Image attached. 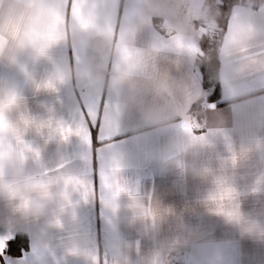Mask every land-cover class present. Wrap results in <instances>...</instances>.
Segmentation results:
<instances>
[{
    "label": "crops",
    "instance_id": "1",
    "mask_svg": "<svg viewBox=\"0 0 264 264\" xmlns=\"http://www.w3.org/2000/svg\"><path fill=\"white\" fill-rule=\"evenodd\" d=\"M210 2L0 0L9 118L62 209L32 219L0 198V252L29 240L0 264H264V0L232 7L213 100L198 65ZM70 126L88 144L64 141Z\"/></svg>",
    "mask_w": 264,
    "mask_h": 264
},
{
    "label": "clouds",
    "instance_id": "2",
    "mask_svg": "<svg viewBox=\"0 0 264 264\" xmlns=\"http://www.w3.org/2000/svg\"><path fill=\"white\" fill-rule=\"evenodd\" d=\"M21 97L15 85L0 86V198L6 200L14 214L27 218L58 215L62 209L54 204L50 191L45 195L46 185L34 168L27 166L26 157L30 143L24 139V132L29 131L12 123L11 111L20 103ZM231 189L227 184L218 186L215 195L226 197ZM233 223L243 219L238 205H234L230 216ZM256 222L246 227L250 235L256 233Z\"/></svg>",
    "mask_w": 264,
    "mask_h": 264
},
{
    "label": "trees",
    "instance_id": "3",
    "mask_svg": "<svg viewBox=\"0 0 264 264\" xmlns=\"http://www.w3.org/2000/svg\"><path fill=\"white\" fill-rule=\"evenodd\" d=\"M249 0H220L210 7L208 18L213 22V32H203L200 39V52L198 55V65L202 73L203 85L207 89V99H217L220 84V47L223 40L225 28L229 19L232 7L236 3ZM199 102L193 105L192 109H197ZM16 243L12 245V256L23 254L29 247V240L26 234L14 236ZM17 245L20 251L17 252Z\"/></svg>",
    "mask_w": 264,
    "mask_h": 264
},
{
    "label": "snow or ice",
    "instance_id": "4",
    "mask_svg": "<svg viewBox=\"0 0 264 264\" xmlns=\"http://www.w3.org/2000/svg\"><path fill=\"white\" fill-rule=\"evenodd\" d=\"M97 123H99V126H100L101 139H102V135H103L102 128H101L100 122L97 121L96 124ZM61 135H62V138L64 141H68L71 136H76V137H79L83 143L88 144V142L86 141V139L84 137V134L79 129H74L73 126H70L67 129H61ZM88 136L90 137L89 129H88ZM85 196H87V194H85ZM0 239H3V237L0 236ZM15 243H16L15 238L10 236L5 241V247H4L3 251L0 252V257H3L5 255H15L16 253L12 252V245ZM19 251H20V248H19V245H17V252H19ZM2 264H6V261L2 262Z\"/></svg>",
    "mask_w": 264,
    "mask_h": 264
},
{
    "label": "rangeland",
    "instance_id": "5",
    "mask_svg": "<svg viewBox=\"0 0 264 264\" xmlns=\"http://www.w3.org/2000/svg\"><path fill=\"white\" fill-rule=\"evenodd\" d=\"M211 1V5H214L216 2H219L220 0H209ZM205 28L203 29V32H213L214 24L213 22L207 18L205 22Z\"/></svg>",
    "mask_w": 264,
    "mask_h": 264
}]
</instances>
